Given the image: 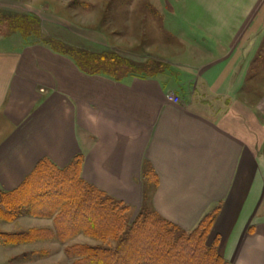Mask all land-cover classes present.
Masks as SVG:
<instances>
[{
    "label": "crops",
    "instance_id": "0c3cea01",
    "mask_svg": "<svg viewBox=\"0 0 264 264\" xmlns=\"http://www.w3.org/2000/svg\"><path fill=\"white\" fill-rule=\"evenodd\" d=\"M63 6L39 16L49 40L137 61L120 35ZM179 20L193 40L178 35L176 65L217 99L214 115L159 74L90 73L45 41L2 45L0 188L20 186L42 159L64 168L82 154V177L137 211L149 204L191 229L216 208L221 256L264 264V98L254 102L264 95L254 75L264 67V0H182Z\"/></svg>",
    "mask_w": 264,
    "mask_h": 264
},
{
    "label": "trees",
    "instance_id": "16d2710c",
    "mask_svg": "<svg viewBox=\"0 0 264 264\" xmlns=\"http://www.w3.org/2000/svg\"><path fill=\"white\" fill-rule=\"evenodd\" d=\"M0 26L7 27L9 35L19 33L26 43H35L27 41L31 36L44 41L41 20L36 15L0 9ZM47 40L90 73L121 76L118 71L125 65L133 68L127 59L112 53L94 56ZM82 161L80 154L66 167L59 168L50 159H42L20 186L9 191L0 188V217L10 221L25 209L33 216L52 219L53 232L63 243L79 234L93 237L96 244L68 247L73 264H227L216 244L205 243L216 208L207 212L191 231L180 230L158 212L143 211L128 223L125 212L129 205L86 181L82 177ZM149 176L154 179L153 174ZM36 233L37 230L0 232V237L15 243L29 240Z\"/></svg>",
    "mask_w": 264,
    "mask_h": 264
},
{
    "label": "rangeland",
    "instance_id": "374dc122",
    "mask_svg": "<svg viewBox=\"0 0 264 264\" xmlns=\"http://www.w3.org/2000/svg\"><path fill=\"white\" fill-rule=\"evenodd\" d=\"M61 4L65 7H75L80 17L79 21L94 24L96 23L95 18H97L99 22L96 26L99 24L125 40L122 43V48L126 51V55H134L137 61L125 58L119 52H112L122 59H127L128 64L133 66L130 68L125 65L118 71L120 75L159 74L169 82L170 86L176 88L179 86V89L182 90V97L186 99L191 108L205 110L212 115L216 113L212 105H216L214 101L217 99L212 95H202L205 94L204 88L198 79L181 78L180 74L185 71L176 65L175 60L179 49L178 35L180 33L186 35V42L193 40L191 34L180 24L182 0H0V9L42 16L43 21L46 22L47 18L50 19V10L52 13H62V9L59 7ZM42 23L41 20L42 40L47 42L48 38L43 34ZM9 33L11 32L7 27L0 26V41L2 42L0 47L20 48L24 44V38L19 33L15 32L11 35ZM38 40V37L31 36L27 41L37 42ZM62 48L64 47L62 46ZM254 75H259L255 81H258L260 87L263 88L264 85L261 86V82L264 81V67H255ZM195 82L196 85H191ZM263 98L264 95L254 102H259ZM151 180L152 188L155 180ZM143 209L137 211L129 205L125 212L128 216V223L133 222L143 211L146 213L156 212L149 204ZM216 216L217 212L214 220ZM193 228L183 229L180 227V230L191 231ZM30 230H37L36 236L32 234L26 241L19 240V242L13 243L0 237V264H73V258H70L67 252L69 246L97 243L93 237L83 234L63 243L57 239L53 232L52 219L33 216L25 209L10 221L0 217L1 233ZM210 233L209 231L205 243L207 246L216 244L214 246L219 252V239L211 243ZM116 244V241L113 240L112 245ZM227 264L229 263L227 262Z\"/></svg>",
    "mask_w": 264,
    "mask_h": 264
}]
</instances>
